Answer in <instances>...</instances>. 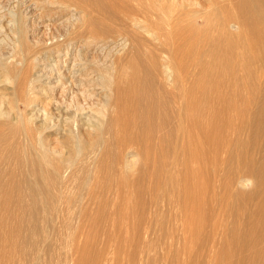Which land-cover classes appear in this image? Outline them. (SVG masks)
Returning <instances> with one entry per match:
<instances>
[{
    "label": "rangeland",
    "instance_id": "374dc122",
    "mask_svg": "<svg viewBox=\"0 0 264 264\" xmlns=\"http://www.w3.org/2000/svg\"><path fill=\"white\" fill-rule=\"evenodd\" d=\"M55 1L67 4V10L59 8L57 3L49 5L46 0H0V56L5 57H0L2 106L8 109L12 105L17 111H25V86L34 70V62L38 64V69L45 62L53 68L52 73L60 67L62 77L65 74L73 77V93L82 89L79 81L84 78L85 86L92 84L95 93L89 102L102 97L96 82L89 80L95 79L99 70L106 68L117 84H113L114 98L107 108H103L106 110L103 126L107 125L109 118L116 116L124 120L131 119L133 124L124 127L114 123L112 129H105L108 132L97 139L94 152L99 156L105 147H117L116 138L119 135L133 133L136 139L132 141V147L139 150L143 158L141 156L136 168L139 173L137 179L128 187L120 189L110 184L103 187L97 175L107 176L109 170L100 171L98 166L89 171L87 178L80 175L78 179L70 181L67 193L62 191L65 194L61 195L64 199L60 197L62 203L58 200L60 206L57 212L50 211V197L40 187L41 183H38V187L33 188V218L30 224H20L23 234L27 231V242L34 243L36 253L28 257L21 254L11 239L5 238L7 222L0 223V264H6L7 257L11 264H184L189 257L196 256L198 259L194 264H214L219 258L216 243L229 239L232 225L242 228L241 217L248 215L255 204L263 202L259 185L253 190L248 184L246 194L238 197V194L232 193V184L234 174H242L243 170L259 161L264 148V65L257 56V50L264 45V38L256 49H250L249 52L244 36L236 35L235 29L228 28V22L224 20L234 14L242 15L245 3L248 6L255 4L257 10L264 12V0ZM144 19L151 23L153 32L166 41L172 37L178 24L187 25L188 30L192 29V34L202 29L203 34L210 37L200 53L194 48L184 51L182 63L185 65L182 67L181 81L176 85L161 83L154 62L149 57L151 50L147 47L152 48L151 43L145 41H150L151 37L144 34V40L140 42L131 37L132 21ZM95 34L104 41L98 45L84 44ZM184 37L187 35L180 38ZM122 38L126 39L125 43H121ZM69 40L73 43L82 41L77 45L79 55L75 57L73 50L66 53V48L55 55V44H67ZM227 42L231 44L228 46ZM254 50L255 57L250 58ZM36 57L39 62L35 61ZM57 57L62 60L65 58V61L55 66ZM73 60L76 65H73ZM7 68L8 76L14 80L5 85L2 79L6 73L3 70ZM62 82L61 87H66L63 79ZM33 87L35 93L30 95L33 104L36 103V97L41 99L52 94L42 81L33 82ZM59 91L53 94L63 112L73 93L61 95ZM119 100H123L121 105H118ZM92 108L97 111L99 106L92 105ZM82 113L80 116L91 114L89 109ZM64 117L62 114L61 118ZM202 117L204 123L201 125ZM211 126L217 127V134H212L208 140L202 139L203 132ZM14 133L15 140L22 144L21 132ZM59 136L58 128L43 134L44 140L47 139L45 142L55 144L58 141V146L63 147L65 152L77 150L75 141H64ZM77 155V152L73 154V159L76 156L75 162L78 160L85 164ZM192 157L196 159L191 160ZM132 159L138 162L137 157ZM3 164H0V171L7 172ZM31 165L29 163L27 168L22 167L21 179L32 182L36 177L42 182L40 168L36 164L33 170ZM77 165L73 169L76 170ZM15 167L13 171L18 175L21 166L17 169ZM187 172L197 173L189 181L188 187L197 185L200 180L201 191L198 202L196 200L197 205L199 201L207 205L211 200L216 202V208L204 224L205 238L197 242V245L192 241L185 243L183 257L186 258L183 259L178 257V251L184 245L172 233L194 214L192 210L184 211L185 198L189 197L191 190L182 187L180 180L184 174H189ZM21 188L24 189V186ZM100 197H108L107 204V199L103 201ZM65 205L73 209L68 218L64 217ZM97 208H101V213ZM2 209L0 214L12 219L21 218L18 208L8 212ZM67 219H70L69 223ZM63 222L66 224L63 225ZM99 229H103L101 233ZM93 232H96L95 235ZM32 255L37 258L34 260L30 257Z\"/></svg>",
    "mask_w": 264,
    "mask_h": 264
},
{
    "label": "bare ground",
    "instance_id": "6f19581e",
    "mask_svg": "<svg viewBox=\"0 0 264 264\" xmlns=\"http://www.w3.org/2000/svg\"><path fill=\"white\" fill-rule=\"evenodd\" d=\"M46 3L50 5V4H54L57 2L55 0H46ZM57 5L59 6V8H61L63 10H67V8H68L67 4H65V3L58 2ZM242 9L244 12L242 14L243 16L241 14L240 15L234 14L233 16H227L228 19H225L224 22H228V28L235 29L236 35L241 34L242 36H244V40H245L244 43L247 44L246 46H248V50L250 52V49H256L259 42H261L262 37L264 38V12L257 10L255 4L248 6V3L247 4L245 3L244 6L242 7ZM230 19H232V20H230ZM222 25L223 24H221V26ZM131 26H132L131 37L134 41H138V42L143 41L144 39L142 38V36L144 34L148 35L149 38L151 37V40H150L151 42L147 39H145V41L151 43L152 48L147 47V46L146 47L149 50H151L149 57L151 58V61L154 62V68H155L156 72L158 73V75L160 76V80H161L162 84L165 83V84L176 85L177 82L181 81L182 67H183V65H185V63H182L184 60V51L189 49V48H194L198 51V53H200L201 48H203L202 46L206 45L207 42L210 41V37L206 34H203L202 29L198 30L197 34H192V29L188 30L187 25L186 26H182L179 24L176 25L178 28L176 30H174L175 32L173 33L172 37L168 38L167 41H166V39L165 40H163V38L161 39L158 34L154 33L153 29L151 27V23L150 22L148 23L145 19L141 20V21H135L134 20V21H132ZM223 33H225V31ZM96 34H95V36H91L89 39H87V41H84V44H87V45L91 44L92 45V43H95L98 45L99 43H102L104 40L101 39L100 36H97ZM184 34L187 35V37H184L183 39L180 38ZM169 36H170V34H169ZM120 40H121V43L126 42L125 38H122ZM262 42L264 44V41H262ZM81 43H82V41H80V40H77L74 43L72 41L70 42V40H69V42L67 44L66 43L64 44V42H58V44H55V50L53 52L56 55L61 50L66 48L65 49L66 53H68V50L75 51L74 55L76 57L79 55L77 45L81 44ZM229 44H231V43L227 42L228 46H229ZM46 46L47 45L45 44V47ZM72 48H74V49H72ZM231 50H232V48H231ZM255 54L256 53L254 50L252 53V56L250 54V58H252V57L254 58ZM257 56L260 58L261 64L264 65V45H262L261 48H259L257 50ZM0 57L5 58L4 56H0ZM40 58H41V56H40ZM35 61L39 62V59L36 57ZM40 61H41V59H40ZM45 61H47V60H45ZM63 61H65V58L62 60V59L57 57L55 66L60 65V63ZM73 62H74L73 65H76L74 60H73ZM71 63H72V61H71ZM34 64H35L33 66L34 70L31 72L28 83L25 86L26 91L24 90V87H23V90L26 92V94H24V95H26V98L23 100V109L25 110L24 112L17 111L18 109H16V107H13L12 105L9 106L8 109L4 108L2 106L3 99L0 96V160H2V162H0V164L4 163L3 165L5 167V171H7V172H1L0 171V181L1 180L3 181V183L0 184V208H3L2 211H5V212L10 211L12 208L13 209L18 208L22 214L21 218H19V219H12L9 216H6L4 214H0V223L4 224L5 222H7V223H5V225L8 227V230L6 232L7 236L5 238L8 237V239H11V241L16 245V248L18 249V251L21 254H23L25 257H28L31 254H35L36 252H35V248H34V243H32V242L28 243L27 242V240H26L27 231L25 234H23L22 229L20 228V224L22 225L24 222H26L27 224H30V222L33 218L34 208L32 205H34V204H32L31 202H32V195H34V193H33L34 189L33 188L38 187V183H41L40 187H42L44 190H46V191H44V193L48 194L50 197V200H48L49 202H51L50 211L51 212H57L58 205H59L58 200H60L61 195L62 196L65 195L63 193H64V191L66 192V189H67L70 181H72L74 179H78V176H80V175H81V177L84 175L87 178L89 171H91V169L94 166H98V169L100 171L105 170V169L109 170L107 173L108 174L107 176L104 175L102 177L100 175H97V179H100L99 181L102 185H104L103 187L107 186L106 184L114 185L120 189L123 187H128V185L131 186L132 182L137 179L139 173H138L136 168H137V166L141 160V156L143 158V155L141 154V152L139 150H137L136 148L132 147V141L135 142V139H136L133 137V133L125 134V135L123 133V135H119V137L116 138V141H118L117 147H115V148L105 147L99 156H97V152H94L95 151V145H96L95 142L97 141V139H99V137H102L103 134L108 132L105 129H109V130L112 129L114 123H116L117 125H123L124 127H130L133 124L131 119L124 120L122 117L116 116L115 118H112V117L109 118L107 125H105V127L103 126L105 111H106V110H103V108L104 107L107 108L108 105L110 104L111 100L114 98L115 93L113 90V84H117V81H115V79H113V77L111 76L112 74L108 69L103 68V69L99 70L100 72L98 75H96L97 77H95V79L93 78V80H89L91 82H96V85L99 86V88L97 90L102 94V97L99 100H97L95 102H94V100H92L93 102H89L88 100L93 99V96L95 93H94V89L92 90V88H91L92 84H90V85L87 84L88 87H86L87 85L85 86L84 78H82L79 81V83L82 86L81 87L82 89L79 91L76 90L73 93V88H74V87H72V85H73V79L72 78L73 77L70 78V76L66 75V74H65L66 76L64 75L62 77L60 67L57 70H55L54 73H52L53 68L48 67L47 63L42 62L41 68L39 67L40 69H38V64H36L35 62H34ZM188 65H189V63H188ZM55 66L53 65L52 67H55ZM190 66H191V63H190ZM84 68H85V66H84ZM82 70H84V69H82ZM3 71L6 73L2 79V80H4L5 85L7 83L11 84L12 80H14V79H13V77L8 76V71H9L8 68L3 70ZM28 73H30V72H28ZM148 73H150V72H148ZM54 75H55V77H54ZM56 75H58V76H56ZM175 77H176V80H175ZM62 79L64 80V84L66 82L68 87L67 86L64 88H63V86L61 87L63 82L60 83V81ZM38 81H42V83L45 84L49 88V90L52 92V94H50V96L47 95L46 97H43L41 99L36 97L34 99L36 101V103L33 104L32 99L30 98V95L35 93L34 87H33V82H38ZM80 84H79V86H80ZM20 87L22 90V86H20ZM59 88H60V91H59ZM42 90H44V89H42ZM57 90L59 91V93L61 95L68 93V92L73 93L72 96L68 99L69 102L66 104V108L63 110V112L61 111V107L59 106V104L55 100V95L53 94ZM37 92H38V90H37ZM42 93H43V91H42ZM22 94H23V92H22ZM164 94L167 96V92H165ZM262 94H264L263 91H262ZM0 95H2V94L0 93ZM194 98H196V97H194ZM117 102H118V105H121L123 100H119ZM92 105H95V106L98 105L99 106L97 111L92 110L93 109ZM6 106H7V104H6ZM194 106H195V104H194ZM85 109H87V110L89 109L91 114L89 116L88 115H85V116L81 115L80 116V114ZM62 114L65 115V117L63 119L61 118ZM201 119H202V122H201V125H202L204 123V118L202 117ZM52 128H58L59 129V135H60L59 137H61V139H64V141L71 139L77 143L78 148L75 151L78 153L77 158L82 159V161H85L86 162L85 164H83V162H81V163L78 162V160H76L77 162H75L76 156L73 159V154H75V152L74 151L65 152L63 147L58 146L59 145L58 141L55 142V144L45 142L47 139L44 140L43 134L45 132H47V130H50ZM216 128H215V126H211L210 128L206 129L205 131L203 129L204 132L202 131L203 132L202 139L208 140L212 134H214V136H215L217 134ZM14 132L15 133L21 132V134L23 136L22 144H20L18 140L17 141L15 140V138L13 136ZM116 133H115V135H116ZM34 141L36 142L35 144H34ZM124 148H126V150H124ZM94 153H96V156ZM133 157H137L138 162L133 161V159H132ZM192 159H196V158L192 157L191 160ZM29 163L32 164L31 166H32L33 170H34L36 164L40 168L39 171H41L40 176L42 178V182L41 181L39 182V180H37L36 177L32 180V182H29L27 180L24 181V179H21V177L23 175L22 167L24 166L27 168ZM248 164H250V163H248ZM18 165L21 166V170H20L19 174L17 175V173H14L13 170H14L15 166H16L15 169L19 168ZM76 165H77V167L75 170V169H73V167H75ZM263 166H264V148L262 150V157L259 161L255 162L252 167L246 168L245 170H243L242 174H234L233 184H232L233 185L232 186V188H233L232 193L234 195L238 194V197H239V195L246 194L245 192H246L248 184L251 185V189H253V190H255L254 188L258 187V185H259V189H260L259 193L263 197V202L260 204L254 203L256 206L254 205V207L252 209L250 208V213L246 216L241 217L242 228L240 227L238 229L234 225H232L233 230L229 236V239H226L223 241H218V243H216V245L213 242V244L216 246L215 247L216 251L219 252V254H218L219 258L217 257L218 259H216L217 261H215L214 264H264V169H263ZM187 173H189V172H187ZM97 174H99V173H97ZM196 175H197V173L190 172L189 174H186V175L184 174V176L180 180V185L182 187H184L188 191L191 190L189 197L185 198L184 211L187 212V211L192 210L194 212V214L191 215L190 219L187 222H185L181 226H178L177 227L178 229H176V231L174 233H172V236L174 238H177L184 245V246L182 245L183 247L181 246L182 247L181 250L178 251V257L183 258V259L186 258V257H183L185 254L184 250H186L185 249L186 248L185 243L188 244L190 241H192L195 245H197V242H200L203 239V237L206 235L204 233V231H205L204 230V226H205L204 224L207 223V219L210 216L214 207L216 208V202L211 201V200L207 205L206 204L204 205V202H203L204 200L202 201L203 203H200V201H199L200 204L198 203V205H197V202H198L197 198L199 197L200 191H201L200 180L198 181L197 185L192 184L191 188H190V186L188 187L189 181L191 180V178L195 177ZM229 180H230V174H229ZM22 185L24 186V189L21 188ZM227 187H229V186H227ZM223 188H226V186L225 187L223 186ZM134 189L138 190V188H136V187H134ZM134 189H133V191H134ZM185 189H184V191H185ZM78 190H80V189H78ZM62 191H63V193H62ZM229 192H231V191H229ZM90 194H89V196H91ZM52 197H55V199H52ZM61 199H64V198L61 197ZM94 199L97 200V198H94ZM101 199L103 201H105L107 199L106 200V204H107L108 197H106V199H105V197H103ZM101 199H99V200H101ZM127 199H126V203L128 202ZM54 200H56V201H54ZM66 200H68V199H66ZM95 200L93 201V199H92V202L95 203ZM196 200H197V202H196ZM207 200H208V198H207ZM61 201L62 200H60V203H62ZM134 201H136V200H134ZM68 202L70 203L71 201H68ZM98 202H100V201H98ZM124 202H123V204H125ZM65 204H66V202H65ZM88 204H92V203L89 202ZM115 205L117 206V204H115ZM65 206H64V208H65L66 214L64 217L68 218V215L70 214L71 211H73V209L71 210L69 205L66 207ZM80 206H82V205H80ZM223 207H224V205H223ZM100 209L97 208V211H100V213H101L102 210H100ZM230 211H232V210H230ZM239 214H241V213H239ZM109 215H110V213H109ZM70 217H71V215H70ZM229 217H230V215H229ZM56 219H58V218H56ZM64 219L65 218H63V220ZM8 220H11V221H8ZM69 220L70 219H67L68 223H69ZM108 222H110V221H108ZM65 224L66 223L63 222V225H65ZM234 224H236V223H234ZM115 225H118V224H115ZM115 225L113 224V226H115ZM61 227H62V225H61ZM65 229H66V227H65ZM106 229H107V227H106ZM88 230H89V228H88ZM93 230H95V229H93ZM101 230H103V229H99L100 233H101ZM212 230H214L216 232L215 229L212 228ZM106 231H108V229ZM114 231H113V234H114ZM117 232H118V230H117ZM95 233H94V235H95ZM104 235H105V233H104ZM108 236H109V234H108ZM109 238H110V236H109ZM214 238H216V237H214ZM111 239H112V237H111ZM206 239H208V238H206ZM124 240H126V239H124ZM212 240H213V238H212ZM0 246H1V244H0ZM119 246H120V244H119ZM120 247H122V246H120ZM209 247H210V245H209ZM134 248H137V247H134ZM211 248H213V247H211ZM3 250H5V249H3ZM155 250L156 249H154V251ZM139 251H140V249H139ZM192 251H193V247L191 249V252ZM5 257H6V255H5ZM30 257H33V255ZM135 257H137V256H135ZM33 258L35 260L37 257L35 256ZM196 258H197V256H196ZM196 258H193V257L190 258L189 257V260L185 261L184 264H192V263L194 264V261L196 262ZM5 259H6V264H11L10 259L8 257Z\"/></svg>",
    "mask_w": 264,
    "mask_h": 264
}]
</instances>
